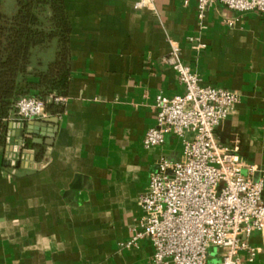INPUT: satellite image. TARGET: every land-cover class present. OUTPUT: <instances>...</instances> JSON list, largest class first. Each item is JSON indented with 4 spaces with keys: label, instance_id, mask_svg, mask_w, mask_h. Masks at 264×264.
Returning <instances> with one entry per match:
<instances>
[{
    "label": "crops",
    "instance_id": "crops-1",
    "mask_svg": "<svg viewBox=\"0 0 264 264\" xmlns=\"http://www.w3.org/2000/svg\"><path fill=\"white\" fill-rule=\"evenodd\" d=\"M137 1L64 0L71 76L61 112L28 121L12 114L0 149V264H153L148 240L122 245L158 161L181 158L172 134L142 145L155 96L183 93L165 62L170 41L202 86L238 95L215 137L256 168L254 180L264 176V15L213 4L200 25L196 0H154L152 9H136ZM14 8L2 0L6 14ZM52 58L53 50L36 51L31 67ZM23 124L35 143L18 162L7 138ZM249 243L258 254L249 263L240 253V264H264L260 233Z\"/></svg>",
    "mask_w": 264,
    "mask_h": 264
},
{
    "label": "built area",
    "instance_id": "built-area-1",
    "mask_svg": "<svg viewBox=\"0 0 264 264\" xmlns=\"http://www.w3.org/2000/svg\"><path fill=\"white\" fill-rule=\"evenodd\" d=\"M153 3L138 0L134 7L152 9ZM213 4L236 13L264 15V0H196L200 25ZM227 24L231 26L233 21L227 20ZM169 43L165 62L175 71L183 93L155 96V121L142 145L145 149L160 146L165 135L172 134L180 139L181 158L158 161L138 196L142 215L134 235L122 246L148 240L153 264H240V253L251 263L258 254L249 243L253 233H260L264 254V176L254 180L256 168L221 146L215 137L239 97L228 90L202 86L199 77L182 63L179 47ZM54 102L62 104L65 98ZM15 115L23 121L42 119L45 105L35 97H23L15 104ZM212 254L219 257L209 263Z\"/></svg>",
    "mask_w": 264,
    "mask_h": 264
},
{
    "label": "trees",
    "instance_id": "trees-1",
    "mask_svg": "<svg viewBox=\"0 0 264 264\" xmlns=\"http://www.w3.org/2000/svg\"><path fill=\"white\" fill-rule=\"evenodd\" d=\"M70 34L64 0H15L10 14L0 0V149L19 99L32 96L46 113L61 112L54 100L66 96L70 82ZM49 50L53 58L32 68L34 53Z\"/></svg>",
    "mask_w": 264,
    "mask_h": 264
},
{
    "label": "water",
    "instance_id": "water-1",
    "mask_svg": "<svg viewBox=\"0 0 264 264\" xmlns=\"http://www.w3.org/2000/svg\"><path fill=\"white\" fill-rule=\"evenodd\" d=\"M44 123V121L42 122ZM26 125H22L20 129H15L12 126L10 127V134L9 138H7V144L10 147L11 146V153H15L18 156V162L20 161L22 155L25 153L31 154L32 151H25L24 149L28 147V141L31 140V135L27 130H25ZM35 143L32 141V144ZM15 145V149H13V146ZM8 151V150H7ZM74 189V188H73Z\"/></svg>",
    "mask_w": 264,
    "mask_h": 264
}]
</instances>
